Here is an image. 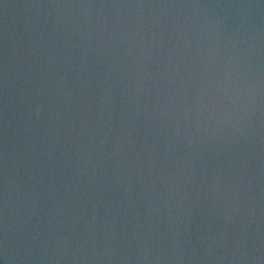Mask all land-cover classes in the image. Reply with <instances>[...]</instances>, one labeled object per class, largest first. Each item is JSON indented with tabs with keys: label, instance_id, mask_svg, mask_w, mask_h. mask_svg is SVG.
Masks as SVG:
<instances>
[{
	"label": "water",
	"instance_id": "95a60500",
	"mask_svg": "<svg viewBox=\"0 0 264 264\" xmlns=\"http://www.w3.org/2000/svg\"><path fill=\"white\" fill-rule=\"evenodd\" d=\"M0 264H264V0H0Z\"/></svg>",
	"mask_w": 264,
	"mask_h": 264
}]
</instances>
